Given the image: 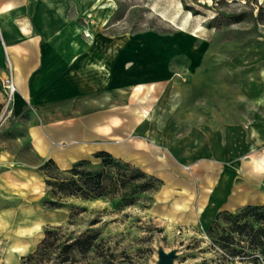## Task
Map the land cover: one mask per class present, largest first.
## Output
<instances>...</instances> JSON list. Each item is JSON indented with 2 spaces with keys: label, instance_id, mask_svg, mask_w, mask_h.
I'll return each mask as SVG.
<instances>
[{
  "label": "crops",
  "instance_id": "0c3cea01",
  "mask_svg": "<svg viewBox=\"0 0 264 264\" xmlns=\"http://www.w3.org/2000/svg\"><path fill=\"white\" fill-rule=\"evenodd\" d=\"M114 8L106 0H0V101L10 67L12 112L31 152L61 168L98 151L130 161L160 179V191L185 196L191 220L201 222L204 213L207 225L220 211L264 205V35L223 64L250 109L232 108L233 119L216 126L187 127L168 118L171 93L197 73L205 45L190 49L182 31L112 32ZM187 56L189 75L173 71L172 59ZM13 161L0 151V163ZM40 185L31 168L13 166L0 175V186L12 191ZM34 212L48 215L39 206ZM41 216L31 217L26 236ZM4 218L3 211V236ZM17 244L12 254L23 253L25 242Z\"/></svg>",
  "mask_w": 264,
  "mask_h": 264
},
{
  "label": "rangeland",
  "instance_id": "374dc122",
  "mask_svg": "<svg viewBox=\"0 0 264 264\" xmlns=\"http://www.w3.org/2000/svg\"><path fill=\"white\" fill-rule=\"evenodd\" d=\"M112 1L114 14L108 23L112 32L176 35L182 31L188 35L190 49L194 44L205 45L197 73L191 74L188 85L172 90L168 118L187 127L216 126L233 119L234 115H228L232 108L250 109L223 64L245 42L264 35V0ZM189 58L172 59V70L189 75L185 71ZM7 71L10 77V67ZM3 87L6 89L5 81ZM17 125L6 93L0 101V151L7 150L14 161L0 163V175L13 166L31 168L38 173L41 185L29 191L0 186V214L5 212L3 223L10 233L0 235V264H152L157 242L166 250L180 249L176 264H264L261 248L253 247L249 238L257 229H264L261 210L226 211L210 231L209 225L191 220L190 208L184 207L185 196L166 194L160 191L161 186L138 193L130 205L118 197H67L62 206L51 208L46 200L56 196L50 194L45 176H51V181L66 177L73 164L61 168L54 163L43 169L48 160L31 152ZM84 159L85 170L102 169L101 159L94 155ZM121 160L123 169L146 172ZM177 198L182 202L180 207L173 204ZM35 206L48 211V215L35 213ZM55 211L58 214L54 215ZM35 215L41 216L42 223L26 236V226ZM21 240L25 242L23 253L12 254L10 250Z\"/></svg>",
  "mask_w": 264,
  "mask_h": 264
},
{
  "label": "trees",
  "instance_id": "16d2710c",
  "mask_svg": "<svg viewBox=\"0 0 264 264\" xmlns=\"http://www.w3.org/2000/svg\"><path fill=\"white\" fill-rule=\"evenodd\" d=\"M94 157L101 159L102 169L100 171L85 170L82 166L86 163V160L82 159L65 172L66 177L51 181V176H45L46 186L51 188L50 194L56 196L55 199L46 200L51 208L62 206L65 203L64 198L67 197H83L85 199L102 196L118 197L125 205H130L134 203L135 196L138 193L156 190L162 185L160 179L132 168L128 164H125V166L130 167V170L123 169V165L119 163L122 160L114 158L108 152L98 151L94 154ZM54 163L53 160L48 159L43 165V169ZM240 209L241 211L250 212L261 210L262 219H264V205H247ZM225 213L226 211H220L215 216L209 224L210 231L214 228L213 225H217L220 215ZM236 228H242V226ZM238 230L242 231L241 229ZM249 238L250 244L255 248H261L264 256V229H257Z\"/></svg>",
  "mask_w": 264,
  "mask_h": 264
},
{
  "label": "water",
  "instance_id": "95a60500",
  "mask_svg": "<svg viewBox=\"0 0 264 264\" xmlns=\"http://www.w3.org/2000/svg\"><path fill=\"white\" fill-rule=\"evenodd\" d=\"M179 256L180 249L178 247L166 250L160 242H157L155 244V258L152 264H176Z\"/></svg>",
  "mask_w": 264,
  "mask_h": 264
},
{
  "label": "built area",
  "instance_id": "2783aa9c",
  "mask_svg": "<svg viewBox=\"0 0 264 264\" xmlns=\"http://www.w3.org/2000/svg\"><path fill=\"white\" fill-rule=\"evenodd\" d=\"M5 87H6V93H7V99L8 102H11L13 100V96L16 92L15 86L12 82L11 77H7L5 79Z\"/></svg>",
  "mask_w": 264,
  "mask_h": 264
},
{
  "label": "bare ground",
  "instance_id": "6f19581e",
  "mask_svg": "<svg viewBox=\"0 0 264 264\" xmlns=\"http://www.w3.org/2000/svg\"><path fill=\"white\" fill-rule=\"evenodd\" d=\"M106 2L109 4V5H111V7H114V2L113 1H111V0H106ZM77 28V27H76ZM86 32L87 33H89V31L88 30H86ZM181 35H183V32H181ZM98 45V44H97ZM70 48V47H69ZM81 52V51H80ZM69 54V53H68ZM87 55V54H86ZM93 55V54H92ZM97 56V55H96ZM100 56V55H99ZM84 57V56H83ZM92 57V56H91ZM91 57H90V59H91ZM101 57V56H100ZM79 59H80V57H79ZM79 59L76 61L77 63H79ZM98 59H99V57H98ZM76 62H74V63H76ZM77 63H76V65H77ZM108 64V63H107ZM110 64V63H109ZM79 66V65H78ZM80 67V66H79ZM106 67V66H105ZM111 67V66H110ZM77 69V68H76ZM110 79V78H109ZM109 82V81H108ZM201 217V216H200ZM204 217H206V215L203 213V215H202V220H201V222L203 221V223H204V225L206 224V222H205V220H204ZM43 220V219H42ZM39 222H41V221H39ZM199 224H201V223H199ZM38 227V226H37ZM37 227H35V228H37ZM39 229V228H38ZM37 230V229H36ZM35 230V231H36ZM19 238V237H18ZM14 239H16V238H14ZM22 241V240H21ZM16 243V242H15ZM20 243H22V242H20ZM14 244V243H13ZM13 244H11V245H13ZM18 245V244H17ZM20 246V245H19ZM10 247V246H9ZM21 248H22V246H21ZM17 250V249H16ZM17 254V253H16Z\"/></svg>",
  "mask_w": 264,
  "mask_h": 264
}]
</instances>
